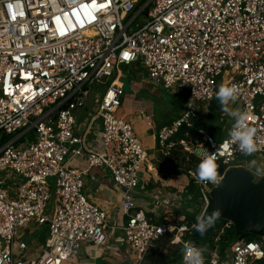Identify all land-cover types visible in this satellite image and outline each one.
<instances>
[{
  "label": "built area",
  "instance_id": "obj_1",
  "mask_svg": "<svg viewBox=\"0 0 264 264\" xmlns=\"http://www.w3.org/2000/svg\"><path fill=\"white\" fill-rule=\"evenodd\" d=\"M123 66H142L150 83L184 95L182 116L158 131L157 144L165 156L179 151L196 162L185 169L187 199L184 191L152 196L162 223L137 208L148 150L118 116L127 97ZM222 84L238 86L229 108L247 113L257 129L252 154H264V0H0V264H83L85 246L107 249L117 229L129 264H146L166 234L181 249L178 264H186V246L200 247L191 236L212 190L246 156L230 141L232 127L221 140L196 127L200 106L209 107ZM99 86L106 90L78 133L75 113ZM185 126L202 141L176 140ZM207 156L216 164L214 181L197 177ZM80 159L84 165L70 164ZM95 169H105L120 193V224L110 227L84 192L87 177L97 180ZM194 197L190 215L180 213ZM33 225L48 226L38 249L20 240ZM207 253L204 264H262L264 237Z\"/></svg>",
  "mask_w": 264,
  "mask_h": 264
},
{
  "label": "crops",
  "instance_id": "obj_2",
  "mask_svg": "<svg viewBox=\"0 0 264 264\" xmlns=\"http://www.w3.org/2000/svg\"><path fill=\"white\" fill-rule=\"evenodd\" d=\"M89 103L90 102H87V104ZM121 109L122 112L119 117L132 123L136 134L144 147L148 150V160L140 172V185L136 191L138 196L137 208L143 210L153 222L162 223L163 219L161 212L156 208L152 201L153 195L158 194L163 190L173 192L184 191L183 198L187 199L185 190L188 185V178L184 174L180 175L175 173L177 164L174 161V157H172V155L165 156L161 154L158 149L156 137L161 128L171 125L178 119V117L166 123H163L162 121L156 123L152 117L153 109L151 101L139 100L134 95L125 97L124 103L119 112ZM183 109L182 103V113L180 116L183 114ZM75 116L80 124L78 127V133H83L84 122L82 121H85V118L88 117V115H84L79 110L75 113ZM148 118H151L152 121ZM94 124H99V120H95ZM70 164L84 165L85 161L82 159L71 160ZM171 164L172 167H170ZM93 175L96 176V181H92L91 176L86 178L84 187L86 196L106 211L110 218V227L111 225H115V221H118V224H120L122 220L121 217L117 219V212L120 207L121 198L120 193L113 186L110 174L105 169H95ZM182 206H184V204ZM183 212L190 215L188 210H185L182 207L180 213ZM109 231H111V229ZM123 239V232L120 229L114 230L112 238L106 247L107 249L103 250V252H105L103 257H100L102 253L92 246H85L82 254L83 264H93V260L98 261L99 258L104 259L106 264H122L120 261L121 255L123 256V253L126 251ZM44 244L45 241L43 245ZM147 261L151 262L148 258L146 259V262ZM154 261L155 259L152 262Z\"/></svg>",
  "mask_w": 264,
  "mask_h": 264
},
{
  "label": "rangeland",
  "instance_id": "obj_3",
  "mask_svg": "<svg viewBox=\"0 0 264 264\" xmlns=\"http://www.w3.org/2000/svg\"><path fill=\"white\" fill-rule=\"evenodd\" d=\"M144 22H146V18L144 19ZM121 71L123 72L124 77H121L120 81L124 85L126 96L134 95L139 100H146V101L150 100L153 109L152 117L156 123H159V121L166 123L172 121L173 119H176L181 115L184 95L167 91L163 87L155 86L152 83H150L147 77V73L142 66L136 67L135 70L123 66L121 67ZM105 90L106 87L103 86L95 87L93 90H91L88 101L90 103L87 104L85 109L84 108L81 109L80 112H82L86 116L94 115L96 111V102H95L96 97L99 94H103ZM200 108H201V115L200 118L196 121V126L215 129V131L217 132L218 140H221L223 137H225L230 127L233 126L234 123L233 118L229 115L226 116L225 118L222 117L221 115L223 112L222 110L215 117L210 116L209 107L200 106ZM121 112L122 109L118 113V116L121 115ZM238 164L241 165V167L250 170L252 173H256L260 175L262 172H264V154L246 155L241 159V161ZM196 195L197 194L194 193V196ZM196 202H197V197H194L192 202H185L184 206L182 207L185 210L193 209L195 207L194 205ZM52 205L53 203L51 204V208ZM32 227L35 229L32 230V232L26 231L25 235L20 237V240L27 242L29 247H30V242L36 241L35 247L36 249H38L39 246L43 245L44 241L48 236V232H49L48 226L45 225V226L37 227L36 225H33ZM125 250H126V246H125ZM163 252L166 256H168V259L155 257L152 260H149L151 262L147 261L146 264H173L175 258L177 257L180 260L182 255L180 247L172 245L171 243L168 244V246L163 250ZM16 253H18L17 247H16ZM100 253H102L100 257H103L105 252L101 250ZM204 254L206 255L208 253L205 252ZM154 259L155 261L152 262ZM159 260H161L162 262ZM120 261L122 264H129L127 251L123 253V256L121 255ZM69 264H74V261H70ZM93 264H106V263L104 262V259L99 258L98 261L93 260Z\"/></svg>",
  "mask_w": 264,
  "mask_h": 264
},
{
  "label": "water",
  "instance_id": "obj_4",
  "mask_svg": "<svg viewBox=\"0 0 264 264\" xmlns=\"http://www.w3.org/2000/svg\"><path fill=\"white\" fill-rule=\"evenodd\" d=\"M203 220H211L212 223L203 233L197 231L196 239L206 235L214 223L221 220L233 225L239 236L264 237V175L257 179L243 167L227 170L210 194L209 204L200 221Z\"/></svg>",
  "mask_w": 264,
  "mask_h": 264
},
{
  "label": "clouds",
  "instance_id": "obj_5",
  "mask_svg": "<svg viewBox=\"0 0 264 264\" xmlns=\"http://www.w3.org/2000/svg\"><path fill=\"white\" fill-rule=\"evenodd\" d=\"M216 99L220 102L222 110L228 113L234 120L229 132L230 141L238 144L239 149L246 155L257 151L256 134L257 129L247 123V113L237 109L229 108L230 102H234L239 95V88L236 84H222L216 92ZM197 177L202 181H214L216 178V164L211 156L205 157L197 168ZM216 215L215 212L212 213ZM211 220H203L197 224L196 230L200 233L206 231L211 225ZM186 264H204L205 249L188 245Z\"/></svg>",
  "mask_w": 264,
  "mask_h": 264
},
{
  "label": "trees",
  "instance_id": "obj_6",
  "mask_svg": "<svg viewBox=\"0 0 264 264\" xmlns=\"http://www.w3.org/2000/svg\"><path fill=\"white\" fill-rule=\"evenodd\" d=\"M210 109V116H216L221 110L222 107L220 105V102L215 99L211 105L209 106ZM181 117V116H179ZM178 117V118H179ZM198 128V126H196ZM207 132L210 134L214 135L217 138V132L215 129L212 128H204ZM186 133H189V136H186ZM176 140H190L192 142H201L202 141V136L197 133V130L194 129H189L186 126L181 129V131L178 133L176 136ZM187 154H183L182 152L179 151H174L172 153V157H174V161L177 164L176 166V173L180 175H185V169L187 166H193L196 162L195 157H191V161H187ZM187 165V166H186ZM172 167V164L171 166ZM189 190H193V186L189 187ZM189 221H195L194 216L189 217ZM228 224L227 221L221 220L216 223L211 227L210 231L201 237L200 239L195 238V234L197 232L196 228L194 230V234L191 236V238L199 245L201 248L205 249V252H210L212 251L216 245L219 246V250L221 251L222 254L225 253V251L230 248V246L238 241V240H246V241H253V240H258V236L254 235H244V236H239L236 234L235 229L233 225H230V227H226ZM224 231L223 233H221ZM173 236L171 234H166L163 236L155 245V247L151 250L150 255L147 257L149 260H152L155 257H159L162 259H168V256H166L163 252V250L168 246V244L171 242ZM219 238V241L215 243V239ZM204 252V253H205ZM182 259L179 260V258H175L174 263H180ZM170 262V261H169ZM264 264V263H262Z\"/></svg>",
  "mask_w": 264,
  "mask_h": 264
},
{
  "label": "snow or ice",
  "instance_id": "obj_7",
  "mask_svg": "<svg viewBox=\"0 0 264 264\" xmlns=\"http://www.w3.org/2000/svg\"><path fill=\"white\" fill-rule=\"evenodd\" d=\"M82 7H84L85 9H87V5H82ZM92 7H93V8H95V7H96V5H95V4H93V5H92ZM101 7H104V5H101Z\"/></svg>",
  "mask_w": 264,
  "mask_h": 264
}]
</instances>
